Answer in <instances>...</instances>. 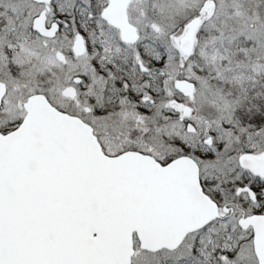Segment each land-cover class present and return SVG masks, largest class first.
Segmentation results:
<instances>
[{"label":"snow or ice","instance_id":"1","mask_svg":"<svg viewBox=\"0 0 264 264\" xmlns=\"http://www.w3.org/2000/svg\"><path fill=\"white\" fill-rule=\"evenodd\" d=\"M0 264H264V0H0Z\"/></svg>","mask_w":264,"mask_h":264}]
</instances>
